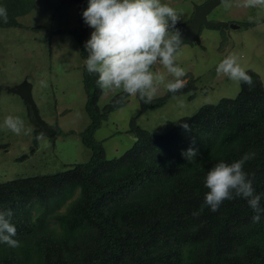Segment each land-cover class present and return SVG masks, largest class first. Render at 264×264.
Here are the masks:
<instances>
[{"label": "trees", "instance_id": "trees-1", "mask_svg": "<svg viewBox=\"0 0 264 264\" xmlns=\"http://www.w3.org/2000/svg\"><path fill=\"white\" fill-rule=\"evenodd\" d=\"M72 1L75 25L66 31L78 49L87 116L78 137L89 157L54 173L0 182V212L11 210L13 239L20 242L15 248L0 242V264H264V211L254 222L247 198L233 192L213 212L205 204L204 186L208 169L247 155L243 169L264 209V86L258 74L246 70L251 86L238 82L233 97L201 104L162 133L139 126L136 116L170 97L193 98L195 79L187 74L181 90L166 89L151 102L135 95L140 113L129 118L124 130L134 140L120 155L107 158L94 132L130 95L118 90L98 105V76L85 65L82 12L88 0ZM0 6L8 15L7 23L0 18V29H8L22 27L17 18L35 5L34 0H0ZM25 103L31 154L42 127ZM185 123L191 131L182 127ZM189 148L199 153L194 161L183 155Z\"/></svg>", "mask_w": 264, "mask_h": 264}, {"label": "rangeland", "instance_id": "rangeland-1", "mask_svg": "<svg viewBox=\"0 0 264 264\" xmlns=\"http://www.w3.org/2000/svg\"><path fill=\"white\" fill-rule=\"evenodd\" d=\"M202 1L162 0V3L181 14L177 28L189 20L192 3ZM229 2L232 7L227 10L223 0L217 3L206 19L225 21L237 27L201 26L197 38L181 43L177 49L176 64L185 70L182 79L186 81L187 74L195 79V96L191 99L170 97L162 106L140 113L136 97L130 95L94 132L107 158L120 155L132 144L133 136L124 130L129 118L138 113L136 124L162 133L174 120L192 114L201 104L233 97L238 91V82L216 71L218 63L231 53L238 56L245 70L257 73L264 86V9L239 7L242 0ZM34 5L28 14L17 18L22 27L0 29V144H6L0 149V182L19 176L54 173L65 168V164L83 162L89 157L88 148L78 137L87 124L78 49L66 31L75 25L77 7L72 0H34ZM249 16L253 17L252 21ZM86 26L89 39L93 29ZM56 29L64 31L53 33ZM153 70L165 71L160 65ZM172 79L167 76V80ZM117 91L101 89L98 105H103ZM165 92V86L158 85L154 97ZM25 101L36 109L35 112L29 105L43 134L36 140L31 154L28 150L32 146V133L16 135L3 123L9 115L19 116L25 128L32 129ZM22 153L27 154L26 158L18 160Z\"/></svg>", "mask_w": 264, "mask_h": 264}, {"label": "clouds", "instance_id": "clouds-1", "mask_svg": "<svg viewBox=\"0 0 264 264\" xmlns=\"http://www.w3.org/2000/svg\"><path fill=\"white\" fill-rule=\"evenodd\" d=\"M223 5L225 10L232 7L229 0H223ZM239 7L264 9V0H242ZM82 17L93 29L84 45L88 52L85 65L89 73L97 74V84L102 90H122L151 102L158 85H164L172 93L185 86L182 79L185 70L176 64L182 33L176 28L181 14L175 8L162 0H88ZM0 18L4 23L8 22L7 9L3 6H0ZM252 20L249 16V21ZM156 65L165 71H154ZM216 71L236 82L249 86L253 83L235 53L223 58ZM167 76L174 79L167 80ZM29 105L33 107L31 103ZM3 123L16 135L32 131L25 128L19 116L9 115ZM182 127L191 131L187 123ZM42 135L36 138L41 139ZM183 155L188 161H194L199 153L195 148H189ZM247 159L245 155L230 164L220 161L207 170L205 204L215 212L223 201L232 199L235 192V195L247 198L256 213L253 221L259 222L264 209L260 205L261 196L254 193L252 182L243 169ZM12 215L11 210L0 212V242L15 248L20 242L13 239L16 227L11 223Z\"/></svg>", "mask_w": 264, "mask_h": 264}, {"label": "water", "instance_id": "water-1", "mask_svg": "<svg viewBox=\"0 0 264 264\" xmlns=\"http://www.w3.org/2000/svg\"><path fill=\"white\" fill-rule=\"evenodd\" d=\"M222 0H205L201 4L192 3V14L188 22L177 26L182 33V43L191 42L192 39L197 38L199 27H219L229 25L230 27H237L236 24H228L225 21H208L206 15L211 9Z\"/></svg>", "mask_w": 264, "mask_h": 264}, {"label": "flooded vegetation", "instance_id": "flooded-vegetation-1", "mask_svg": "<svg viewBox=\"0 0 264 264\" xmlns=\"http://www.w3.org/2000/svg\"><path fill=\"white\" fill-rule=\"evenodd\" d=\"M205 0H203L202 2H204ZM201 2V3H202ZM191 14H192V11H191V13H190V17H191ZM190 17H189V19H190ZM189 20H187V22H188ZM186 23V22H185ZM201 27V26H200ZM200 29V28H199Z\"/></svg>", "mask_w": 264, "mask_h": 264}, {"label": "bare ground", "instance_id": "bare-ground-1", "mask_svg": "<svg viewBox=\"0 0 264 264\" xmlns=\"http://www.w3.org/2000/svg\"><path fill=\"white\" fill-rule=\"evenodd\" d=\"M202 26V25H201ZM200 28V27H199ZM200 30V29H199ZM198 33H199V31H198ZM32 107V106H31ZM33 108V110H35V112H36V109L34 108V107H32Z\"/></svg>", "mask_w": 264, "mask_h": 264}]
</instances>
